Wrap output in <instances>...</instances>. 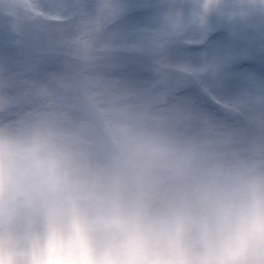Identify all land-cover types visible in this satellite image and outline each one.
<instances>
[{"label": "clouds", "instance_id": "obj_1", "mask_svg": "<svg viewBox=\"0 0 264 264\" xmlns=\"http://www.w3.org/2000/svg\"><path fill=\"white\" fill-rule=\"evenodd\" d=\"M213 14L233 35L264 32V0H180L167 26L207 29ZM100 29L61 37L75 71L0 85V264H264V108L237 102L245 126L226 131L160 87L112 79Z\"/></svg>", "mask_w": 264, "mask_h": 264}, {"label": "rangeland", "instance_id": "obj_2", "mask_svg": "<svg viewBox=\"0 0 264 264\" xmlns=\"http://www.w3.org/2000/svg\"><path fill=\"white\" fill-rule=\"evenodd\" d=\"M38 2L47 9L44 19L11 21L0 11V32L8 38L0 40V85L22 88L53 72L75 71L60 39L84 20H99L100 38L111 51L97 70L108 77L140 88L160 87L226 131L245 126V117L233 111L237 102L254 101L257 115L264 108V32L233 35L213 14L207 29L177 35L168 29L166 17L180 0ZM206 63L216 70L198 71Z\"/></svg>", "mask_w": 264, "mask_h": 264}]
</instances>
